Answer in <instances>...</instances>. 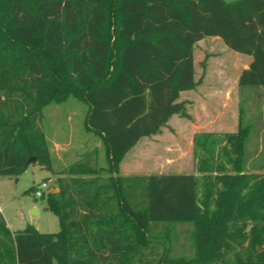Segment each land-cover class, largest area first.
<instances>
[{
	"label": "trees",
	"instance_id": "obj_1",
	"mask_svg": "<svg viewBox=\"0 0 264 264\" xmlns=\"http://www.w3.org/2000/svg\"><path fill=\"white\" fill-rule=\"evenodd\" d=\"M111 2L0 0L8 10L6 30L0 23V178L18 176L31 158L52 171L42 97L58 95L59 79L70 81L89 104L86 126L101 137L108 162V168L98 167L89 156L64 170L68 180L47 197L61 222L58 233L32 225L13 232L0 213V264H22L26 253L47 256L49 264H152L145 252L155 240L153 227L177 223L195 226V255L174 257L167 247L158 264L244 262L237 243L245 239L247 222L253 223L249 241L264 245V165L248 170L255 128L242 102L237 132L195 135L201 178L122 177L118 170L142 139L160 134L172 117L191 118L180 98L199 85L195 48L207 37L252 57L238 86L241 93L259 88L254 94L262 102L264 0H117L115 43L107 30ZM7 35L30 47L16 62L9 58ZM42 48L53 56L58 80L50 77ZM63 91L66 100L72 90ZM256 122L258 137L264 125L260 117ZM104 171L111 174L104 177ZM246 258L260 262L255 252Z\"/></svg>",
	"mask_w": 264,
	"mask_h": 264
},
{
	"label": "rangeland",
	"instance_id": "obj_2",
	"mask_svg": "<svg viewBox=\"0 0 264 264\" xmlns=\"http://www.w3.org/2000/svg\"><path fill=\"white\" fill-rule=\"evenodd\" d=\"M116 1L111 2L107 23L108 34L113 43L118 30ZM7 17L8 10L6 5L2 4L0 23H3L4 30H6ZM213 39L207 37L197 44L195 78L199 85L194 90L182 93L180 98L188 102L187 112L191 118L174 116L160 134L137 144L129 152L127 162L120 166L118 170L120 176L147 177L184 173L201 178L203 174L198 172L195 159V135L210 130H216L218 134L236 131L239 126L241 102L246 109L248 123L254 121L252 123L255 128L248 144L251 156L248 170L264 165V131H260L257 137L258 122H256L260 117L264 125V93L261 95L262 102L257 101L254 93L259 88L249 87L241 93L238 86L240 74L245 65H248L245 58L252 60V57L234 52L225 43ZM7 40L11 45L9 58L13 62L30 51L29 46L14 42L9 39V35ZM41 50L44 60L50 66V77L58 80L53 56L43 48ZM59 85L62 90L57 92L58 95L49 94L42 97L47 101L43 109V129L52 161V171L43 169L37 160L16 177L0 178V208L3 209L7 225L13 232L24 230L28 225L34 226L41 233L60 232L62 228L60 219L48 208L47 197L59 192L60 181L68 180V176L63 175L64 170L79 161H85L89 156L97 160L98 167L108 168L107 149L101 137L89 131L86 126L85 119L89 104L80 98V93L73 89L75 87L70 81L59 79ZM67 88L72 91L66 100H62L65 96L63 90ZM248 96L249 99L246 101ZM256 150L257 155L253 156ZM109 174L110 171H104L102 175L108 177ZM112 174L116 176V173ZM50 180L52 182L49 183L48 192L42 198L36 197V188ZM35 209L39 211L38 214H33ZM206 213H208L207 218L210 219V209H207ZM252 226V222L245 224V239L237 243L240 259L244 261L240 264H264V245L252 244L249 241ZM194 230L195 226L188 223L153 227L152 234L155 240L152 239L151 247L145 252L147 261L151 260L152 264H158V260L168 252L167 247L171 251V256L187 258L194 256ZM247 252L259 254L260 262H246ZM24 259L22 264L51 262L47 256H31L27 253ZM196 263L213 264V262Z\"/></svg>",
	"mask_w": 264,
	"mask_h": 264
},
{
	"label": "crops",
	"instance_id": "obj_3",
	"mask_svg": "<svg viewBox=\"0 0 264 264\" xmlns=\"http://www.w3.org/2000/svg\"><path fill=\"white\" fill-rule=\"evenodd\" d=\"M213 40H216V41H220V42H222V43H224L220 38H214ZM245 58V57H244ZM246 59V62H248V65H245V67H244V69L243 70H245V69H248L249 68V65H250V63L252 62V60L251 59H249V58H245ZM184 92H186V91H184ZM184 92H182V93H184ZM182 95V94H181ZM175 116H178V115H175ZM173 118V117H172ZM171 121V120H170ZM170 121H169V123H168V125L170 124ZM239 121H240V118H239ZM238 121V122H239ZM239 127V126H238ZM238 130V129H237ZM237 130L236 131H232V132H226V133H234V132H237ZM216 130H210V133H217V132H215ZM218 131H220V130H218ZM206 132H209V131H206ZM144 139H146V138H144ZM144 139H142V140H144ZM141 140V141H142ZM140 141V142H141ZM139 142V143H140ZM138 143V144H139ZM128 155H129V153L126 155V157H125V159L123 160V162H122V164H121V166H123L126 162H127V157H128ZM177 174H179V173H177ZM182 174H184V173H182ZM49 182H52V180H50ZM3 209L2 208H0V212L3 214ZM9 226V225H8Z\"/></svg>",
	"mask_w": 264,
	"mask_h": 264
},
{
	"label": "built area",
	"instance_id": "obj_4",
	"mask_svg": "<svg viewBox=\"0 0 264 264\" xmlns=\"http://www.w3.org/2000/svg\"><path fill=\"white\" fill-rule=\"evenodd\" d=\"M49 183L50 182H44L41 186H39L38 188H36V190H35L36 197L42 198L44 196V194L48 192V190H49Z\"/></svg>",
	"mask_w": 264,
	"mask_h": 264
},
{
	"label": "water",
	"instance_id": "obj_5",
	"mask_svg": "<svg viewBox=\"0 0 264 264\" xmlns=\"http://www.w3.org/2000/svg\"><path fill=\"white\" fill-rule=\"evenodd\" d=\"M36 162H37V159L36 158H31L29 160V164H34ZM38 213H39V211L37 209L33 210V214H38Z\"/></svg>",
	"mask_w": 264,
	"mask_h": 264
}]
</instances>
